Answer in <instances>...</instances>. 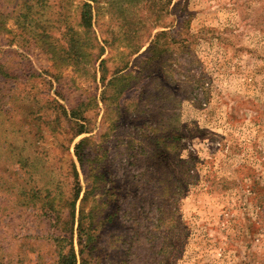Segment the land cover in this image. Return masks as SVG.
<instances>
[{
	"label": "rangeland",
	"instance_id": "rangeland-1",
	"mask_svg": "<svg viewBox=\"0 0 264 264\" xmlns=\"http://www.w3.org/2000/svg\"><path fill=\"white\" fill-rule=\"evenodd\" d=\"M74 168L86 264H264V0H0V264Z\"/></svg>",
	"mask_w": 264,
	"mask_h": 264
},
{
	"label": "trees",
	"instance_id": "trees-1",
	"mask_svg": "<svg viewBox=\"0 0 264 264\" xmlns=\"http://www.w3.org/2000/svg\"><path fill=\"white\" fill-rule=\"evenodd\" d=\"M86 7V4L84 5ZM81 20L83 23H87L89 20V16L87 12H82L81 14ZM160 36L159 34L157 37ZM156 37V38H157ZM82 132H79L77 135H80ZM79 145H77L75 149L76 151V157L80 164H82L81 156L78 153V151L81 148H78ZM74 168V176H73V187H72V195L71 199L66 202V207L62 208L59 213H54V211H50V213H53L52 220L55 221L56 227L58 228V238L55 239V247L57 248L55 259L52 261L51 264H86L87 262L84 259V251L87 247H89V253L94 249V246L92 244L95 243V236L94 232L96 228L94 227V224L90 223L88 224V227H85L82 215L78 217V219H75V213H76V203L78 201L81 188L80 184L78 182L77 178V172ZM45 205H48L45 203ZM127 205H134L130 202H127ZM51 207L50 209H52ZM114 208L115 212H113L111 215H108L105 219L107 221V226L114 223L115 220L121 219L122 223H127L129 216L128 211H122L121 212V218L118 216L120 211V203L114 202ZM49 209V210H50ZM48 210V209H47ZM116 218V219H114ZM118 218V219H117ZM104 225L102 224L99 228H103ZM76 236L77 241V248L78 252L75 250V242L74 238ZM138 236V235H137ZM137 236H135L134 240L137 241ZM57 237V236H56ZM154 239V238H151ZM57 245V246H56Z\"/></svg>",
	"mask_w": 264,
	"mask_h": 264
}]
</instances>
